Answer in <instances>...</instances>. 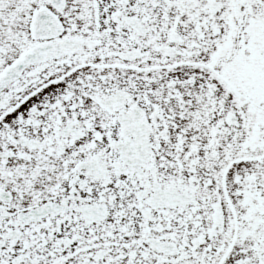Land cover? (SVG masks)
I'll list each match as a JSON object with an SVG mask.
<instances>
[{
    "label": "snow or ice",
    "instance_id": "snow-or-ice-1",
    "mask_svg": "<svg viewBox=\"0 0 264 264\" xmlns=\"http://www.w3.org/2000/svg\"><path fill=\"white\" fill-rule=\"evenodd\" d=\"M0 264H264V0H0Z\"/></svg>",
    "mask_w": 264,
    "mask_h": 264
}]
</instances>
